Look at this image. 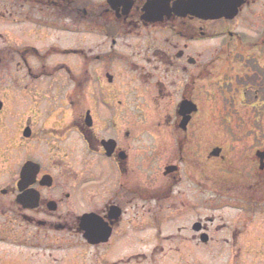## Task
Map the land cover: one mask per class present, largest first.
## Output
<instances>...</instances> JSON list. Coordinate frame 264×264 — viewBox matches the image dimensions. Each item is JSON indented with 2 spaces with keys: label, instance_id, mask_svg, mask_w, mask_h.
Listing matches in <instances>:
<instances>
[{
  "label": "flooded vegetation",
  "instance_id": "af4514ba",
  "mask_svg": "<svg viewBox=\"0 0 264 264\" xmlns=\"http://www.w3.org/2000/svg\"><path fill=\"white\" fill-rule=\"evenodd\" d=\"M205 1L0 0V264H264V0Z\"/></svg>",
  "mask_w": 264,
  "mask_h": 264
},
{
  "label": "rangeland",
  "instance_id": "374dc122",
  "mask_svg": "<svg viewBox=\"0 0 264 264\" xmlns=\"http://www.w3.org/2000/svg\"><path fill=\"white\" fill-rule=\"evenodd\" d=\"M10 6H12V3H9ZM8 17V16H7ZM41 17V16H39ZM12 18L9 16V18L7 19H1L0 18V35H6L7 37V44L8 42L10 43L9 47H22L23 45H16L12 39L14 38V36H16V38L18 37L19 39H21V41H23L26 46H30L32 48H38L41 46V43L37 41V37L35 36H29V35H57L56 33L45 29L39 25L36 24H31L28 23L26 25L20 24V25H16L15 22H13L11 20ZM68 40H70V38H75L76 35H83L82 33H78V28L77 26L73 27V26H69L68 28ZM66 34V35H67ZM9 35V36H8ZM12 35H14L12 37ZM26 35V36H23ZM14 40V39H13ZM74 44H77L76 42H73ZM86 43V42H85ZM0 45H2V40L0 39ZM14 74V71H7L5 73V80L6 82L2 85L3 88L0 91V100L3 98V100L5 102H7V110L10 109V105L8 104V100L9 98L5 97V95H10L11 94V89H12V75ZM8 99V100H7ZM235 110L238 111V114L235 115L233 118L229 116H226L225 113L220 114V115H214L213 119H212V127L213 129H217V131L224 133L222 128H228V129H238L241 130L242 128H246V127H253V113L250 114L249 118L251 119V121L249 120H244L243 118H245L244 113L245 111V106L244 104L242 105H236ZM237 113V112H236ZM10 127V126H8ZM231 136H224L223 134L219 135V136H214V141L213 144H219V145H224L226 148H228L230 146L231 143L235 142V147H232L233 149H237V145L236 144H241L244 145L246 150L252 149L253 151L255 150V148L253 147V145H255V140H254V136L252 135H247V136H243L241 138V140L239 141H233L231 140ZM242 141V142H241ZM13 148H14V134L11 133L9 135V137L6 139L5 141V147L4 148H0V160H2L4 162H6V164H4L6 167L11 166L12 165V161L14 160V153H13ZM8 149V153L4 154L3 150ZM246 152V151H245ZM214 169L216 170H221L222 175H225V169H226V164H223L219 161L214 163ZM247 169H249V167H247ZM0 245H5L7 248L9 247V245L7 244H1Z\"/></svg>",
  "mask_w": 264,
  "mask_h": 264
},
{
  "label": "water",
  "instance_id": "95a60500",
  "mask_svg": "<svg viewBox=\"0 0 264 264\" xmlns=\"http://www.w3.org/2000/svg\"><path fill=\"white\" fill-rule=\"evenodd\" d=\"M194 1V0H193ZM195 4H196V7H197V9H198V11H201V10H205L207 7V5L208 4H206V1L205 0H195ZM186 3H189V2H186ZM184 4V3H183ZM212 8V6H210V9ZM235 7H233V9H234ZM190 111H188V113H189ZM187 121L188 120H186L185 121V123H184V125L183 126H185L186 124H187ZM216 154H217V152H216ZM25 168L23 169V174L26 176L27 174H26V172H25ZM36 173H37V171L36 172H34V176L36 175Z\"/></svg>",
  "mask_w": 264,
  "mask_h": 264
}]
</instances>
